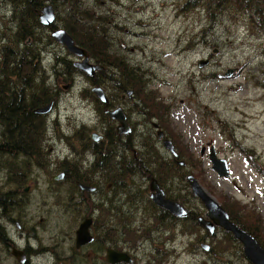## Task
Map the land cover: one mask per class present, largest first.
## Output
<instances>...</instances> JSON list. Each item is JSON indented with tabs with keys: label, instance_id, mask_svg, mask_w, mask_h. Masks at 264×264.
I'll list each match as a JSON object with an SVG mask.
<instances>
[{
	"label": "rangeland",
	"instance_id": "rangeland-1",
	"mask_svg": "<svg viewBox=\"0 0 264 264\" xmlns=\"http://www.w3.org/2000/svg\"><path fill=\"white\" fill-rule=\"evenodd\" d=\"M183 1L78 0L81 5L78 10H86L89 18L103 21L98 27L106 31L109 52L123 58L130 68L138 69L146 91L165 107L166 125L160 128L172 145L175 139L190 156L181 159L188 162L186 173L195 177L221 207L230 208V203H236L239 209L230 210L251 229L256 224L250 220L245 222L243 217L244 213L254 215L261 225L256 230L257 242L264 248V34L233 14L209 21L200 8L183 10ZM70 4L61 0L51 4L55 13L54 28L62 29L71 16L74 8L70 9ZM78 17L84 19L80 14ZM5 24L11 34L12 19H7ZM39 32L50 41L42 38L43 50L39 57L46 69V86L56 89L58 96L40 129L43 143L39 166L32 163L23 169L29 188L24 199L25 217L20 225L25 227L26 236L17 239L19 231L13 223L9 230L19 245H24L26 240L31 252L35 251L30 256V264H82L83 255L89 257L87 264H107L106 248L125 253L131 258V264H249L242 256L240 245L221 232L209 241V255H206L199 246L204 231L194 226L188 232L182 225L174 228L173 225H150V256L148 242L142 234L146 225H130L129 231L121 236L122 242L117 233L119 227L114 225L111 227L114 236L108 243L89 246L81 251L83 255H72L73 232L84 217L83 206L95 208L94 205L101 203L97 200L102 198L96 193L86 197V203H77L78 196L69 198L71 184L62 180L56 183L52 177L61 173L58 167L62 162L79 166L80 174L91 172L94 158L84 151V139L90 133H100L101 128H113L114 124L98 116L94 102L87 96L90 84L82 73L71 76V84L62 89L65 83L60 75L53 73V58L63 57L70 62L75 59L50 39V29ZM204 60L208 61L207 65L198 68V62ZM228 69L232 74L224 77ZM110 94L108 91L106 96L111 98ZM138 102L135 97L132 101L124 99L113 108L125 109L131 121L138 125L148 119L136 112ZM150 137L156 140L152 130ZM155 145L169 160L171 155L160 143L156 141ZM209 146L218 158L226 161L228 178H218L210 170L206 156ZM202 147L205 153L201 157ZM175 151L178 152L176 148ZM179 176H173L172 195L184 197V201H177L183 202L185 209L198 216L203 214L204 208L188 194ZM4 177V173L0 174V179ZM9 188L13 189L10 186L4 191ZM105 207L108 204L103 203L101 208ZM91 216L93 225L99 221V225L115 223L113 213L105 215L97 211ZM92 231L94 236L95 230ZM130 249L135 251L127 252Z\"/></svg>",
	"mask_w": 264,
	"mask_h": 264
},
{
	"label": "trees",
	"instance_id": "trees-1",
	"mask_svg": "<svg viewBox=\"0 0 264 264\" xmlns=\"http://www.w3.org/2000/svg\"><path fill=\"white\" fill-rule=\"evenodd\" d=\"M61 1L63 3H72L73 6L71 4L69 5L70 9L72 7L74 8L70 13L71 16H69L65 23H63L62 29H64V31L72 38L78 47L86 51L88 59L91 61V63L93 62V64H98L101 66V70L96 72L93 77H88L86 75L79 74L78 71L72 68L71 63L66 58H61L58 56L54 57L53 59L54 66L59 67L60 70H63L65 76L68 78L74 74H79L82 75L86 82L90 84L91 88L95 86L101 87L105 94L110 91V96L112 97L110 98L106 96L108 99L107 105L100 104L98 100L91 94V92L87 93L88 98H90L95 104V110L98 116L103 120H106L103 110L112 108L116 104L118 105L121 101V95L126 94V91H130L132 97L137 98L139 101L136 112L141 114L143 118H148V112L150 111V121L154 119L156 120L157 125L162 127L163 125L165 126V107L155 101L156 98L151 94V92L146 91V85L138 73L139 70L130 68L123 58L109 52L110 49L107 42L106 31L98 27L100 24H103V21H100L99 19H93L92 17L89 18L87 16L86 10L79 11L78 9L81 8V5L78 4V0ZM45 2L53 4V0L15 1L13 8L15 9L17 15L12 17L14 29L11 32L9 39V55L7 54L5 56L3 50L0 54V62L10 61L16 62L18 64V67L16 68L4 67L2 68V71L8 70L12 72L13 70H16L15 72H18L19 63L26 62L24 93L26 96L27 108L23 120L22 115H20L21 112H19V104L17 103L16 106H14L13 102L5 99V102L0 101V107H2L1 109L3 111L0 115V124L20 126L22 121V124L26 126V139L28 142L26 152L28 155L32 156L34 155V148H31L29 145L31 139L30 137L35 130L32 127L39 126L41 130L44 127V116L39 118V116L32 114V110L34 108L43 107L50 102H56L57 100L56 96L51 93L50 89L45 85L44 77L39 75V80L37 79L35 74L38 69L33 68L30 64L31 62H34L39 65V57L43 50L42 38H46L49 41L48 37L40 36L41 34L39 31H43V28L40 26L37 18V14ZM182 8L185 11L200 8L205 12L209 21L215 20L217 17L220 19L224 17H230L232 14L234 17L241 16L242 20H245L248 24L252 25L258 33L264 34V0H184ZM78 14H80L82 17L84 16V19L78 17ZM245 28H247V26H245ZM39 73L41 74L42 71L39 70ZM5 76V74H2L0 78L3 80ZM7 76L13 79L14 74H8ZM14 77L16 78L15 81L18 82L22 78L18 73ZM15 89V93L14 91H11L10 94L18 98V95L21 94L18 84ZM40 89L41 95L39 98L38 96ZM108 135L110 138H107L105 145H103L101 142L91 143L90 139L88 138L84 139V143L82 145L84 151H86V153L90 156L94 157V161L91 165L93 170L90 169L89 171L95 172L97 175H99L98 173L101 171L99 161L103 158V146L105 148L106 157L114 156L113 153L115 151L117 152L118 150V144L113 131L108 130ZM78 138L81 139V135ZM156 141L157 140H153L152 137H150V145H144V150L140 151L139 157L146 160L150 158V178L153 177L157 181L159 186L166 191L170 199L174 201H184L183 196L178 197L172 195V192L175 191L174 188H172V184L175 179L173 176L179 174L180 183H183L185 190L188 189V185L184 180L185 177L189 175L185 171L188 162L182 161L181 159L185 158L186 156V159H188L190 156L185 150L180 148L178 141L173 139L174 151L176 148L178 152L175 151V155L171 156L169 160H166V158H164V156H162L160 151L157 149L155 145ZM177 161H182L183 166L179 167L177 165ZM142 162L146 161L142 160ZM59 168L66 169L67 167L66 165H62V167ZM68 168L70 170V178L74 176L73 179H75L77 183L85 186L97 187L95 184H98V181H92L90 178H88L87 173L80 174L76 169L69 166ZM166 175L169 177L166 178ZM111 181L112 178L109 177L108 182ZM90 195L91 193L88 194L79 192L76 185H73L69 198L78 196L77 198L79 200L77 203H84V201L86 203V197L89 198ZM99 201L101 203L94 205L95 208L86 209L84 205L83 216L88 217L92 212L97 213V211L102 213L104 212L105 215L108 213H113L115 216L114 209H111V211L107 208L102 209L101 206L103 205V202L101 199L97 200V202ZM68 202L71 204V199H69ZM180 203L183 204V202ZM222 208L226 211L228 218L232 223L237 225L239 228L251 235L256 241H258L256 230L259 231L261 225L258 224L254 215L244 213L243 217L245 222L250 220L252 224H256L253 225V228L251 229L248 225L241 223L240 219H237L235 214L230 210V208L239 209V207L236 206V203H230V208H228L226 205L225 208ZM194 217V215L188 213V217L184 221L193 223ZM170 220H174V218L170 217ZM96 221H99V219L96 218ZM100 222L101 221L98 222V225H96L94 229V241L89 246L98 247L101 243H108L114 236L115 231L111 228L114 227V225H99ZM103 227L104 231H102ZM193 227L194 225L190 228ZM108 234L111 235L107 237ZM103 237H105V240L101 239ZM88 260L89 259L84 257L81 258L82 264H87Z\"/></svg>",
	"mask_w": 264,
	"mask_h": 264
},
{
	"label": "flooded vegetation",
	"instance_id": "flooded-vegetation-1",
	"mask_svg": "<svg viewBox=\"0 0 264 264\" xmlns=\"http://www.w3.org/2000/svg\"><path fill=\"white\" fill-rule=\"evenodd\" d=\"M15 1L16 0H0V54L3 50L5 56L9 52V39H10V33L9 31H7L5 22L7 21V19L11 20L12 17L17 15L15 12V9L13 8ZM54 1L55 0H53V3ZM45 5L51 6V4H48V3H44L43 6ZM40 10L37 14V18L40 13ZM52 10H53V7H52ZM53 14H54V21H55L54 10H53ZM53 26H54V23L51 27H43V26L41 27L43 28V30L50 29V31L52 29H61V28H54ZM49 37H50V34H49ZM70 63L72 65L73 62H70ZM30 64L33 68L38 69V71L35 74L38 80H39V75L41 77L42 76L44 77V72L46 75V69L41 65V62H39V65L34 62H31ZM25 66H26V62H22V63H19L18 72H15L16 70H13L11 72V71L4 70V69H3L4 71H2V68L4 67H15L16 68L18 67V64L16 62H10V61L0 62V76L2 74L6 75L3 78V80L0 78V101L5 102V99H8V101L13 102L14 106H16V104L18 103L19 112H21L20 115H22V120H23V117L25 115L26 108H27L26 96L24 93L25 92L24 76L26 73ZM53 67H54V70H53L54 75L55 76L60 75L62 77L61 81L65 83V85L62 86V89L66 90L72 82L71 77L68 78L67 76H65L64 71L60 70L59 67L54 66V63H53ZM39 70L42 71L41 74L39 73ZM57 70L59 74L57 73ZM17 73L19 74L20 77H22L19 80V82L15 81L16 78L14 77ZM8 74L9 75L14 74L13 79L9 78L7 76ZM63 74L65 77L63 76ZM65 78H66V81H65ZM45 79L46 78L44 77V81ZM16 82L21 91V94L18 95V98L10 94L11 91H14L15 93L16 91L15 88L17 87ZM45 85H46V82H45ZM49 89H50V92L53 93L57 98L58 93L55 91L56 89L55 88H54L55 90L51 88ZM40 95H41V89L39 90V96H38L39 98H40ZM132 98H133L132 95L128 97L126 94H123L120 97L121 99L120 102L123 103L124 99H126L127 101H132ZM50 103L52 104V107H51V110H52V108L55 105V101L50 102ZM133 106L135 105L133 104ZM1 108L2 107H0V115L3 112ZM38 108H41V107H38ZM34 109H37V108H34ZM34 109L32 110V114L35 116H39V118H41V116L47 115V114L46 115L34 114L33 113ZM108 109L112 110L114 108L112 107ZM104 110H107V109H104ZM121 110L123 112L125 122L128 127L127 132L123 134H117L116 133V122L110 120L105 115L106 120L105 119L104 120L111 121L114 124L113 128L104 127L103 130L101 128L100 133L93 132L89 134L88 139H90L91 143L101 142L103 145H105L107 138H110V136L108 135V130H112L114 133L116 142L118 144L117 152L115 151L113 153L114 156H111V157L105 156V148L103 146L102 148L103 158L99 161V165L101 167V171H99L98 173L99 175H97V173L95 172L87 173L88 178H90L92 181L94 182L98 181L97 182L98 184H95L97 185V187L96 186H86V187L94 188V191L93 192H81L78 188V184L80 183H77L76 180L73 179L74 176L70 178V174H69L70 170L68 166H71V168H74L79 171V168H78L79 166L74 165V164L66 165L67 167L66 169H62V168L60 169L58 167L61 173L56 176H61V178L54 180V181L58 183V182H61L62 180L63 182L70 183L71 186L76 185V187L78 188V191L81 193H88V194L91 193V195L99 193V197L102 198L101 200L103 201V203L105 205L108 204L107 209H110V211L111 209H114L115 211V223L108 224V225H117V227H119V230L117 231V233L119 234V239H121V236L124 235L126 231H129V229L127 228L130 225H146V227L143 228L142 234H145L146 240L149 245V256H150V225H173V228L175 225H182V227L188 232L193 231L194 227L190 228L193 225L196 227H200V230L204 231V234H203V237L199 239V242H200L199 246L201 249H202L201 247L202 245H206L208 247V250L206 251V255H209L208 253L209 241L215 240L217 238V234L220 232L222 233V236L223 235L227 236L228 239L233 242L234 239L232 238V236L229 233L225 232L223 229L213 225L212 232L210 233L205 228H203L201 225L198 224L197 218L202 217L203 219H205L206 212H203V214H200L199 212L200 215L198 216L197 214L192 213L190 210L185 209L181 205L180 202L176 201L186 211V217L182 219H178L170 215L165 210L156 207L151 202L150 200V179H151L150 178V158L146 160V159H142L141 157H139L140 151L144 149V145H150V128L154 132V129L150 125L152 122L150 121V111L148 112L147 121L142 120L141 123H138V125H136L135 123L131 121V117L127 114L125 109L122 108ZM138 127H140L141 129L137 130ZM32 128H34L35 130L30 137L31 139H30L29 145L31 148H34L33 156L28 155L26 152V148L28 145V142L26 139L27 137L26 136V126L22 124V121H21L20 126L0 124V174L4 173V176H5L4 180L0 179V182L3 181L0 184V264L6 263L7 261H9L10 264H30V256L35 253V251L31 252V249L28 247L26 240L24 242V245L22 246L19 245L13 239L9 231L10 226H11L10 224L13 223V227L17 231H19L16 238L22 239V238H25L26 236L25 227H23V225H20L22 223V220L25 217V212L23 211V209H24V206L26 207V200L24 199H26V195L28 194L27 192L29 188L28 184L25 183L27 173L25 174L23 172V169H27V167L32 163H34L36 167L39 166L38 161H39V155H40V148L43 143L42 142L43 133L40 130L41 128L39 126L32 127ZM92 134H96L99 137L97 138L95 142L92 141L91 139ZM162 139H166V138L163 136ZM157 142H161V140H157ZM142 160H145L146 162H142ZM62 165H65V163L62 162L60 164V167H62ZM75 166H77V168ZM56 176H53V177H56ZM53 177H52V180H53ZM109 177L112 178L111 182H108ZM165 177L168 178L169 176L166 175ZM10 186H12L13 189L9 188V189H6L7 191H4L6 187H10ZM162 191L166 199L174 201L168 197V194L166 193L165 190L162 189ZM109 196L111 198L107 200V197ZM112 204H114L115 206H112ZM150 207L153 211L152 213H150ZM188 213H191L192 215L195 216L193 223L184 221L188 217ZM169 216L171 218H174V220H170ZM150 217L152 221H150ZM85 218H90L91 220V225H89L88 232H89V235L92 237V241L89 244L82 246L76 250L74 248V234L76 230L75 229L73 232V243H72V250H71L72 255L73 254L83 255L81 251H83L85 248H88L89 245L93 243L94 241L92 229H95L96 225H93L94 223H93V218L91 215L88 217L86 216L83 219ZM105 224L107 225L106 222ZM101 225H104V223ZM160 230L161 229L159 228L157 232H159ZM102 231H104V227ZM101 239L105 240V237ZM206 240H207V243H206ZM121 242H122V239H121ZM107 249L108 248L104 250V259H105V252ZM110 250L122 253L120 250H117V249L116 250L110 249ZM133 251H135V249L127 250V252L129 253ZM12 252L19 254V256L22 259V262H19L17 257H15L12 254ZM82 257L89 258L88 255H83ZM61 264H65V263H61ZM128 264H131V262Z\"/></svg>",
	"mask_w": 264,
	"mask_h": 264
},
{
	"label": "water",
	"instance_id": "water-1",
	"mask_svg": "<svg viewBox=\"0 0 264 264\" xmlns=\"http://www.w3.org/2000/svg\"><path fill=\"white\" fill-rule=\"evenodd\" d=\"M38 22L43 27H51L54 23V14L52 7L50 5H45L40 10L38 15ZM50 38L54 43L63 47V49L71 55L75 60L72 63L73 68L88 76L93 77L96 72L101 70V66L98 64H93L88 59L86 51L78 47L72 38L63 29H52L50 31ZM216 53L215 50H213ZM208 61H199L198 68L206 66ZM232 74V70L228 69L224 73V77H229ZM92 95L98 100L100 104L105 105L107 103V98L103 90L98 87H92L90 89ZM126 95L131 96L130 91H126ZM52 104L49 103L44 107L34 109L33 113L37 115H46L51 111ZM104 115H106L110 120L116 122V133L123 134L127 132L128 127L125 122L123 112L120 108H115L113 110H104ZM151 127L155 131V138L161 140L160 145L162 148L170 155L174 154V148L170 140L162 139L163 132L160 127L155 123L151 122ZM99 138L96 134L91 135L92 141H96ZM204 148H201L199 155L203 156ZM207 160L210 163V169L218 178H227L229 176V169L226 161L224 159L218 158L216 156L215 150L212 146L209 147L207 153ZM178 166H182L183 162L177 163ZM61 176L53 177V180L60 179ZM189 192L196 198L205 210V219L202 217L197 218V222L208 232H212L213 225L223 229L225 232L229 233L232 238L239 243L241 246L242 254L247 262L250 264H264V249L257 243V241L249 235L247 232L239 228L237 225L232 223L227 213L224 209L199 185L196 179L192 175H188L185 178ZM78 188L81 192H93L94 188L86 187L78 184ZM150 200L158 208L165 210L170 215L182 219L186 217V211L184 208L178 204L176 201L168 200L164 197L162 189L158 186L156 181L150 179ZM91 225L90 218H85L79 222L75 234H74V248L77 250L82 246L89 244L92 241V237L89 235L88 228ZM206 252L208 247L206 245L201 246ZM12 254L17 257L19 262H22L19 254L12 252ZM105 261L108 264H118V263H130V258L120 252H115L113 250L107 249L105 252Z\"/></svg>",
	"mask_w": 264,
	"mask_h": 264
}]
</instances>
